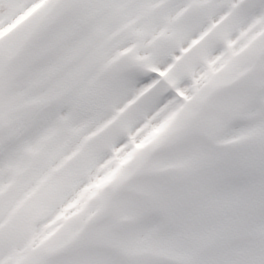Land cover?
Listing matches in <instances>:
<instances>
[{"label":"snow or ice","instance_id":"snow-or-ice-1","mask_svg":"<svg viewBox=\"0 0 264 264\" xmlns=\"http://www.w3.org/2000/svg\"><path fill=\"white\" fill-rule=\"evenodd\" d=\"M0 264H264V0H0Z\"/></svg>","mask_w":264,"mask_h":264}]
</instances>
